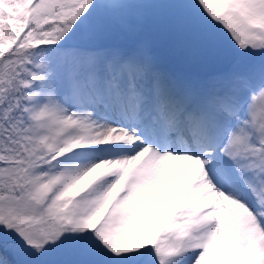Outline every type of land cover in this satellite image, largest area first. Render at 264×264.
Listing matches in <instances>:
<instances>
[{"label": "snow or ice", "instance_id": "1", "mask_svg": "<svg viewBox=\"0 0 264 264\" xmlns=\"http://www.w3.org/2000/svg\"><path fill=\"white\" fill-rule=\"evenodd\" d=\"M0 264H264V0H0Z\"/></svg>", "mask_w": 264, "mask_h": 264}]
</instances>
